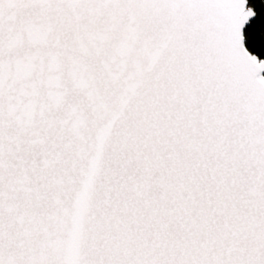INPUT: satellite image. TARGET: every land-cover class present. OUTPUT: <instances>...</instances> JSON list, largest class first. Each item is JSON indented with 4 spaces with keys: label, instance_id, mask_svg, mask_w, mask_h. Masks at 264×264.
Wrapping results in <instances>:
<instances>
[{
    "label": "snow or ice",
    "instance_id": "6c2138e0",
    "mask_svg": "<svg viewBox=\"0 0 264 264\" xmlns=\"http://www.w3.org/2000/svg\"><path fill=\"white\" fill-rule=\"evenodd\" d=\"M0 264H264V0H0Z\"/></svg>",
    "mask_w": 264,
    "mask_h": 264
}]
</instances>
